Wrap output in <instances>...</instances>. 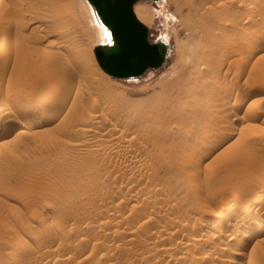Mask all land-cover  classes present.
Wrapping results in <instances>:
<instances>
[{
  "label": "rangeland",
  "instance_id": "obj_1",
  "mask_svg": "<svg viewBox=\"0 0 264 264\" xmlns=\"http://www.w3.org/2000/svg\"><path fill=\"white\" fill-rule=\"evenodd\" d=\"M161 1L135 9L150 41L168 37L166 62L116 77L89 0H0V264H264V0ZM51 74L68 93L40 96ZM252 192L257 221L240 213L230 245L232 229L211 237V216Z\"/></svg>",
  "mask_w": 264,
  "mask_h": 264
},
{
  "label": "water",
  "instance_id": "obj_2",
  "mask_svg": "<svg viewBox=\"0 0 264 264\" xmlns=\"http://www.w3.org/2000/svg\"><path fill=\"white\" fill-rule=\"evenodd\" d=\"M111 33V42L94 47L101 67L116 77L139 76L148 68H160L169 44L149 40L148 26L137 16L139 0H89Z\"/></svg>",
  "mask_w": 264,
  "mask_h": 264
},
{
  "label": "bare ground",
  "instance_id": "obj_3",
  "mask_svg": "<svg viewBox=\"0 0 264 264\" xmlns=\"http://www.w3.org/2000/svg\"><path fill=\"white\" fill-rule=\"evenodd\" d=\"M13 1V4H17L18 3V0H12ZM157 2H160L161 0H156ZM162 2V1H161ZM253 2V1H252ZM259 2V1H258ZM262 2H263V0H262ZM254 5H256V4H254ZM262 5V4H261ZM252 6V5H251ZM257 6V5H256ZM219 7H222L221 5L219 6ZM263 7V6H262ZM223 8H225V6L223 7ZM3 12L4 11H2V14H3ZM135 12L137 13V16H139V18L140 19H142V15H143V12H144V10H143V8L142 7H140V6H138V7H136V9H135ZM261 12V11H260ZM8 13L9 12H6V13H4V15L2 16V17H8L9 15H8ZM89 13H90V15L92 16V21H93V23H94V27L93 28H95V29H93L94 31H96L97 32V38H98V43L99 44H108V43H110L111 42V33H110V31H109V29H108V27H106L103 23H102V20H101V18H100V16L97 14V12H96V10H95V8L93 7V5L91 4V3H89ZM60 14H62V12H56L55 13V15L56 16H58V15H60ZM171 16V15H170ZM169 18V17H168ZM89 21V20H88ZM248 22V21H247ZM92 23V24H93ZM14 24V23H13ZM248 24V23H247ZM251 24V23H250ZM38 25V24H37ZM15 27L14 28H16V29H18L21 25H20V23H15V25H14ZM36 26V25H35ZM40 26V25H39ZM42 26V25H41ZM40 26V27H41ZM38 27V26H37ZM36 27V28H37ZM34 29V28H33ZM264 30V29H263ZM34 31V30H33ZM263 33H262V35H260L261 37L264 35V31H262ZM160 40H162V41H165L166 43H168L169 44V40H168V37H166V36H159L158 37ZM157 38V39H158ZM263 39H264V36H263ZM169 51H170V44H169V48H168V53H169ZM26 62H28V60H27V58H26V51H25V49L24 48H22L21 50H20V57H19V61H18V66H17V69H18V71L21 73V72H23L24 71V69L26 68ZM57 76L58 75H60V74H56ZM55 75V76H56ZM49 76H50V74H49ZM52 76H53V74H51V77L50 78H52ZM55 76H53V78L55 77ZM60 77H61V79H60ZM58 76L56 79H50L51 81H46V82H44V83H46V85L45 86H43V88L44 89H42L41 91H40V96H47V95H49L50 97H51V95H50V93H54V95H55V91L57 90L58 91V96L59 95H61L62 93H65V92H67L68 93V91H69V89H71L72 88V86L70 85V83H67L68 81H66L65 83H62V85H59V88H61L60 89V91L57 89V88H55L56 87V85L57 84H61V80L63 79V77H62V75L61 76ZM134 77V76H133ZM239 78V77H238ZM233 79H236V78H233ZM233 79H231V76H230V78H225L223 81H222V83H221V85H220V90H221V92L220 93H222V96L221 97H219V98H222V99H230L231 97L228 95V93H233V91H232V89L234 88V84H236L235 82V80H233ZM45 80H48V79H45ZM65 80H68V79H66L65 78ZM237 80V79H236ZM239 80V79H238ZM64 81V80H63ZM62 81V82H63ZM237 82H239V81H237ZM261 82H259V84H260ZM263 83V82H262ZM42 85V84H41ZM44 85V84H43ZM61 86V87H60ZM58 87V86H57ZM54 88H55V90H54ZM218 89V88H217ZM240 89V92H241V89L242 88H239ZM256 89H258V88H256ZM231 90V92H229ZM235 90V89H234ZM255 90V89H254ZM219 91V90H218ZM244 91V90H243ZM242 91V92H243ZM235 92V91H234ZM52 93V94H53ZM247 93V92H246ZM246 93H243V94H239V92H238V94L239 95H237L236 93V95L238 96H236L235 95V99L239 102V103H242L243 101H245V99H246V97H247V95L249 94H246ZM56 95H57V93H56ZM231 95V94H230ZM251 95V94H250ZM57 96V97H58ZM232 96V95H231ZM53 97V96H52ZM61 97V96H60ZM64 97H67V96H63L62 97V99H58V100H60V102L58 101V103H60V105L58 104V106L60 107V108H58V109H60L61 110V104L63 103L62 101H65L66 100V98H64ZM218 97V96H217ZM49 98V97H48ZM64 98V99H63ZM262 98V97H261ZM38 99V98H37ZM43 99V98H42ZM41 99V100H42ZM53 99H55V96H54V98ZM218 99V98H217ZM235 99H234V101H235ZM45 100H47V99H45ZM221 100V99H220ZM43 101V100H42ZM97 101V100H96ZM66 102V101H65ZM98 102V101H97ZM222 102V101H221ZM221 102H220V104H221ZM230 102V101H229ZM228 102V103H229ZM238 102H236L237 104H238ZM55 103V102H54ZM57 103V102H56ZM225 101H224V104H223V102H222V104L220 105V106H224L225 107ZM236 103L234 104V105H236ZM42 104H44L43 102H42ZM41 104V105H42ZM47 104V103H46ZM55 105V104H54ZM63 106L65 105V103L64 104H62ZM228 105H232L231 103L230 104H228ZM251 105H252V103L250 104V107H251ZM36 106H39V103L37 102L36 103ZM44 106V105H43ZM51 106V105H50ZM56 106V105H55ZM55 106H52V107H55ZM237 106V105H236ZM44 107H46V105L44 106ZM57 107V106H56ZM226 107H229V106H227L226 105ZM225 107V108H226ZM231 107V106H230ZM233 107V106H232ZM239 107V106H238ZM43 108V107H42ZM49 108V107H48ZM31 109V108H30ZM50 109L52 110L53 108H51L50 107ZM56 109V108H55ZM54 109V110H55ZM58 109H56L57 111L56 112H58L59 110ZM223 109V108H222ZM231 109V108H230ZM229 109V110H230ZM224 110V109H223ZM38 111H39V109H38ZM264 111V110H263ZM7 113H9L8 111H6ZM46 112H47V110H46ZM45 112V113H46ZM235 112V111H234ZM51 112H48V114H50ZM53 113V112H52ZM100 114V113H99ZM45 116V115H44ZM47 116V115H46ZM49 116V115H48ZM234 118V117H233ZM21 119V118H20ZM39 119V118H38ZM27 121V120H26ZM18 122H19V119H18ZM23 122V121H22ZM18 124V123H17ZM20 124H21V120H20ZM19 124V125H20ZM14 125V124H13ZM16 125V124H15ZM18 125V126H19ZM23 126H26L27 127V131L28 132H33V131H35L36 130V126H37V124H36V122H34L33 120L32 121H28V123L26 124V123H24V124H22ZM149 127H150V125H149ZM211 127V126H210ZM210 127H208V128H210ZM226 127L227 126H225L224 127V129L222 130V131H224V130H226L225 132H222L221 130V132H222V135H221V137L220 138H222V139H226V138H228L229 139V137L231 138V135H232V133H235V132H233V131H231V130H229V129H226ZM231 126H229V127H227V128H230ZM234 127V126H233ZM1 128V127H0ZM23 128V127H22ZM84 128H86V127H84ZM90 127H87V129H89ZM232 128V127H231ZM220 129V128H219ZM214 130V129H213ZM233 130H235V128L233 129ZM18 131V130H17ZM20 131H22V129L20 130ZM82 131V130H81ZM2 134H6V133H8L9 132V128H4V129H2V131H0ZM24 132V131H23ZM22 132V133H23ZM26 132V131H25ZM24 132V133H25ZM83 132V131H82ZM88 132H89V130H88ZM209 132V131H208ZM212 132V131H211ZM20 133V132H19ZM123 133H125V132H123ZM210 133V132H209ZM118 136H119V134H117ZM125 135V134H124ZM123 135V136H124ZM115 136V135H114ZM219 136H220V133H219ZM219 136H217V137H219ZM121 136H119L118 138H120ZM220 138L218 139V140H220ZM111 139V138H110ZM122 139H124V138H122ZM112 140V139H111ZM117 140V139H116ZM118 140H120V139H118ZM114 141V140H113ZM216 141H217V139H216ZM221 141H223V140H221ZM113 143V142H112ZM114 143H117L116 141H114ZM114 143L112 144V145H114ZM119 143V142H118ZM125 143L123 142V144H121V145H124ZM128 144V143H127ZM127 144H125V145H127ZM111 145V146H112ZM119 145V144H118ZM120 145V146H121ZM117 146V145H116ZM123 147V146H122ZM126 147V146H125ZM124 148V147H123ZM118 149V148H117ZM253 193V195L251 194V195H249L247 198L245 197V200H242L241 199V197L240 196H237V197H240V199H237V200H234V201H231V202H229V203H227L226 205H224L221 209H220V211H219V213L218 214H216V215H214V216H211V218L208 220V225L207 226H209V227H215L216 228V230L214 231V232H211L212 234H211V237L212 236H214V237H216L217 239H218V234H220V233H223V232H227L228 230H230V229H232L234 232V234H232V236H230V238L228 239V241L226 242V244H228V245H230V243H232V242H234L235 240H237V238H238V234H237V232L234 230V229H238V228H236L237 226H238V224H239V214L240 213H245V214H248L249 216H248V218H247V220H248V222H254V220L255 221H257V218L255 217L256 215H252V214H249L250 212H252V211H254V210H256L255 209V206L256 205H254L256 202H257V199L262 195V193L261 194H259V192H258V194H255L254 192H252ZM247 195H248V192H247ZM247 195H245V196H247ZM244 197V196H243ZM262 197V196H261ZM260 197V198H261ZM236 198V197H235ZM259 201V200H258ZM260 201H262V203H264L263 202V200H262V198H261V200ZM255 202V203H254ZM258 205V204H257ZM259 206H261V204L259 205ZM259 206H257V207H259ZM262 207H263V205H262ZM261 208V207H260ZM264 210V209H263ZM258 211H259V209H258ZM255 212V211H254ZM254 214H256V213H254ZM234 215H235V220H232V216L234 217ZM258 216H260V215H258ZM246 217V216H245ZM245 217H244V219H245ZM206 219V218H205ZM243 219V220H244ZM240 223H241V221H240ZM44 224H46V223H44ZM244 224V223H243ZM47 225V224H46ZM205 225V224H204ZM240 225V224H239ZM244 225H246V224H244ZM258 225L260 226V229H261V232L264 230V220H261V221H258ZM33 226V225H32ZM194 226H195V229H196V225L194 224ZM198 226V225H197ZM200 226V225H199ZM206 226V225H205ZM202 228V227H201ZM214 228V229H215ZM37 229V228H36ZM191 229V228H190ZM193 229H194V227H193ZM198 229H200V228H197V230ZM246 229V228H245ZM249 229V228H248ZM202 230V229H201ZM239 230V229H238ZM259 230V229H258ZM37 231H38V229H37ZM196 231V230H195ZM200 231V230H199ZM247 231V230H246ZM259 232H260V230H259ZM36 233V231L34 232V234ZM42 233H45V232H42ZM41 233V234H42ZM228 233V232H227ZM226 233V234H227ZM230 233V232H229ZM250 233V232H249ZM40 234V235H41ZM194 234V233H193ZM199 234H200V232H199ZM223 234H225V233H223ZM244 234H248L247 232L246 233H244ZM37 235H39V234H37ZM45 236V235H44ZM209 237H210V234L208 235ZM208 236L206 237V238H208ZM222 236H224V235H222ZM36 237H39V236H36ZM244 237V236H243ZM40 238H41V236H40ZM201 238V237H200ZM215 238V239H216ZM39 239V238H38ZM198 239V238H197ZM210 239H212V238H209V242H211L210 241ZM224 239V238H223ZM219 240H221L220 239V237H219ZM248 240H249V237H248ZM198 241L200 242V241H202V240H200V239H198ZM208 241H206V242H208ZM217 241V240H216ZM26 242V241H25ZM27 242H29V241H27ZM198 242V243H199ZM214 242V241H213ZM203 243H204V241H203ZM215 243L216 242H214L213 243V246L215 245ZM220 243V242H219ZM225 243V242H224ZM234 244V243H233ZM236 244V243H235ZM31 245V244H30ZM30 245H27V246H30ZM201 245V244H200ZM207 245V244H206ZM205 245V243H204V246H206ZM209 245V244H208ZM211 245V244H210ZM209 245V246H210ZM218 245V244H217ZM216 245V246H217ZM227 245V246H228ZM218 246H220V245H218ZM226 245H224V246H222V251L223 250H225L226 249V247H227ZM244 246V245H243ZM32 247V246H31ZM167 247V246H166ZM207 247V246H206ZM221 247V246H220ZM220 247H216V248H219L220 249ZM233 247V246H232ZM209 248H211V247H208V249ZM215 248V247H214ZM235 247H233L232 249H230V247H229V251H231V254H233L235 251V249H234ZM161 249V248H160ZM227 249H228V247H227ZM238 249V248H237ZM240 249V248H239ZM207 250V249H206ZM206 250H205V252H203L204 254L206 253L207 254V252H206ZM212 250V249H211ZM47 251V250H46ZM218 251V250H217ZM216 250H215V252H217ZM222 251L221 252H219V253H221V254H218V255H223L222 254ZM239 251V250H238ZM214 252V250L213 251H211V255H206V257L205 258H207L208 256L210 257H212V255L213 254H216V253H213ZM228 252V251H227ZM237 252V251H236ZM203 254V255H204ZM226 253L224 252V255H225ZM235 254V253H234ZM228 256V255H227ZM231 255H229V257H230ZM203 257V256H202ZM215 258H216V255L214 256ZM213 257V258H214ZM223 257H225V256H223ZM223 257H221V258H223ZM229 257L227 258L228 259V261H229ZM226 258V257H225ZM203 259H204V257H203ZM232 259V258H231ZM230 259V260H231ZM67 260V259H66ZM205 260V259H204ZM203 260V262H200L199 264H208L207 263V260L206 261H204ZM209 260V259H208ZM212 259H210V261H211ZM216 260H221L220 259V257L219 258H216ZM225 260V259H224ZM202 261V260H201ZM210 261H208V262H210ZM222 261V260H221ZM217 262V261H216ZM213 263H215V262H211L210 264H213ZM220 263V262H219ZM222 263V262H221ZM224 263V262H223ZM218 264V263H217Z\"/></svg>",
  "mask_w": 264,
  "mask_h": 264
}]
</instances>
